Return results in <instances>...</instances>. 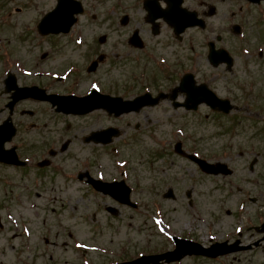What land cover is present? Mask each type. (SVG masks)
<instances>
[{"label":"rangeland","instance_id":"374dc122","mask_svg":"<svg viewBox=\"0 0 264 264\" xmlns=\"http://www.w3.org/2000/svg\"><path fill=\"white\" fill-rule=\"evenodd\" d=\"M56 1L0 0V107L9 99L3 80L8 71L20 85L52 92L82 95L98 88L129 97L145 86L170 91L181 73L191 71L198 82L229 96L233 104L227 115H212L206 105L186 111L164 100L138 113L109 118L100 110L72 115L55 112L48 102L19 103L13 114L17 133L6 146L21 145L30 167L0 165V264H28L33 255L35 264H84L72 240L66 247L51 248V256L33 251L43 244L42 237L56 240V232L75 237L96 264L170 249L172 235L205 245L238 237L252 247L259 241L251 250L216 260L187 257L182 264H264V232L250 229L264 214V3L184 0L183 6L196 11L205 25L175 35L162 19L156 20L159 31L153 33L144 0H83L84 14L68 35H41L37 24ZM124 15L129 16L125 25ZM235 24L245 34L237 35ZM136 30L146 52L128 43ZM219 35L217 47L233 56L231 68L215 67L208 60V42ZM93 60L97 68L90 72ZM163 62L174 72H166ZM7 117L8 110L0 114V122ZM109 125L121 130L111 145L84 141ZM178 138L187 151L224 161L233 173H204L174 152ZM52 140L57 141L52 147L56 154L48 157L49 149L43 151ZM44 158L47 166L39 170L37 163ZM86 169L104 180L125 172L138 208L117 205L78 182L77 172ZM169 189L173 198L164 197ZM25 225L31 249L24 247Z\"/></svg>","mask_w":264,"mask_h":264},{"label":"water","instance_id":"95a60500","mask_svg":"<svg viewBox=\"0 0 264 264\" xmlns=\"http://www.w3.org/2000/svg\"><path fill=\"white\" fill-rule=\"evenodd\" d=\"M259 1V0H251ZM168 7L161 9L157 3V0H147L145 6L149 9V20L155 22L157 18L162 17L165 21L171 24L177 34L184 31L188 26L203 25V21L196 17V13H190L185 8L181 7L182 0H166ZM83 12V6L80 1L77 0H58V3L54 10L47 13L39 22L38 29L41 34L68 32L71 26L76 22V14ZM127 17H124L123 23H126ZM237 30L239 28L236 27ZM157 33V30L155 31ZM132 44L142 46V41L136 31L130 39ZM211 50L209 59L214 65H218L220 62L226 61L229 65L232 63V59L224 49L215 50L214 45H210ZM95 67V64L93 65ZM6 85L8 90H15L14 99L9 104L10 108L16 100L20 98L34 97L37 99L50 100L53 105H57L58 111L73 114H84L95 108L103 107L110 113L120 115L123 112L132 110H139L144 105H155L159 102L160 98L168 97V94L160 93L159 96L153 98L151 94L147 93L141 95L134 100H123L121 97H111L108 95L100 94L97 91H93L91 94L85 97L76 96H59V95H46L43 89L36 86L33 87H18L16 79L13 75H9L6 79ZM179 92L186 93L185 103H174V106L184 105L186 108H196L201 102H206L213 108L221 109L225 112H229L231 109L230 101L218 99L215 94L210 91L205 84L200 86L195 85L194 77L192 74H187L183 77L181 84L175 87L171 93V99L175 100ZM16 129L9 117L0 125V161L6 163H13L22 165L24 162L20 161L15 152V147L6 150L5 142L10 141L15 135ZM118 136L119 131L115 128H109L103 131L92 132L86 141L95 142H109L112 140V136ZM176 151L188 156L195 160L201 169L208 173L214 174H229L232 171L228 169L227 164L216 162L209 163L206 160L200 159L194 155L186 154L182 148L181 143H177ZM89 181L99 190L110 193L122 203H127L135 206L130 202V188L126 185L125 181H115L111 183H104L89 179ZM165 197H174L173 190L170 189ZM264 230V224L262 225ZM177 247L173 251H168L163 254L157 255H145L131 262L121 264H162V260L165 262H172L182 259L187 254H202L209 257H216L218 255L226 254L238 249L237 242L229 245L227 241L222 243H215L210 247H204L203 245L193 242L187 239H180L175 237Z\"/></svg>","mask_w":264,"mask_h":264},{"label":"flooded vegetation","instance_id":"af4514ba","mask_svg":"<svg viewBox=\"0 0 264 264\" xmlns=\"http://www.w3.org/2000/svg\"><path fill=\"white\" fill-rule=\"evenodd\" d=\"M262 4V3H261ZM243 33L245 34V31H243ZM68 35V34H67ZM52 36H60V35H52ZM63 36V35H62ZM260 45H264V41H263V43H261ZM263 53H264V50H262L261 52H260V57L263 55ZM131 114H133V113H131ZM131 114H129V115H131Z\"/></svg>","mask_w":264,"mask_h":264}]
</instances>
